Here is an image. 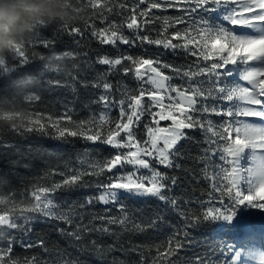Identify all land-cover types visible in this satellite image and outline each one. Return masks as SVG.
<instances>
[{
  "label": "trees",
  "instance_id": "16d2710c",
  "mask_svg": "<svg viewBox=\"0 0 264 264\" xmlns=\"http://www.w3.org/2000/svg\"><path fill=\"white\" fill-rule=\"evenodd\" d=\"M106 2L113 11L105 10L101 16L98 10L91 7L89 0H34L43 11L27 9L25 15L31 19L22 21L21 14L16 13L13 19L18 22L5 29L7 40H0V58L5 60L10 69L4 73L0 68V79H8L17 73H23L26 78L22 88L0 92V113L12 110L33 115L42 113L45 116L51 115L54 120L70 116V121L61 120L58 127H67L81 133L76 137L61 139L51 127L47 134L28 133L16 131L10 122L0 120V198H6V203L0 205V209L10 214L15 206V215L20 216L19 209L31 201V192L35 188L61 183L63 180L59 182L58 176L62 177V173L66 174V178L76 173L78 168L75 159L78 155L85 153L96 156L99 153V161L102 156L111 158L113 151L110 148L103 143L95 148L88 146L84 137L93 135L87 131L92 126L93 117L101 109L99 97L106 94L103 83L112 84L114 92L124 89L129 91L131 72L126 75L124 69L132 65L125 60L121 65L110 68L98 63L100 57L153 58L182 69L199 62L187 52L179 49L173 52L139 39L140 36H148L151 40L172 38L173 32L182 31L185 25L175 24V19L182 15L177 8L152 9L148 17L141 18L139 12L148 10L153 0H144L143 3L141 0ZM159 2L164 3V0ZM133 8L141 24L138 31L126 27ZM165 18L168 19L167 25ZM145 19L150 20L146 25ZM113 23L120 26L124 36L135 42L132 45L119 42L115 45L102 44L92 35L93 30L107 28ZM65 25L79 27L83 35L69 36L64 31ZM52 39H55V44L44 47L43 41ZM17 45H23L29 58L28 65L23 69L17 67L18 58L12 52ZM65 52L75 53V58L52 59L53 55L60 56ZM42 56L44 60L40 59ZM161 70L166 74L173 71L163 67ZM95 76L101 77V85ZM54 80L60 81L59 86L49 83ZM97 84L100 86H92ZM145 100L147 102V98ZM150 119L151 115L146 113L134 128L140 141L145 140L146 126L150 125ZM206 119L211 120L217 128L222 120L216 115L207 116ZM186 132L190 138L180 141L177 145L180 156L174 158V163L180 167L158 168L168 177L165 183L169 188L165 194L180 202L177 209L158 213L162 202L155 197L121 198L115 204H101L96 199L97 190L82 180L78 186L63 188L54 195L56 211L69 215L73 221L71 226L35 213H24L30 219L21 220V227L16 230H5V236L0 238V247L6 246L8 240L12 239L15 241L13 260L23 262L25 258L35 257L38 264H64L65 261H79V264H195L198 258L203 264H221V258L217 256L219 247L212 236L220 216L218 219L204 221L203 214L206 209L213 208L214 202L220 204L231 199L212 188L210 177L214 172L219 173L222 162L218 157H210L206 162L201 159L204 149L209 147L207 137L210 134L200 129ZM171 178H176L175 185L171 184ZM89 200L92 202L88 203ZM255 208L264 214V210H259L258 206ZM157 215L161 218L157 219ZM185 215L200 216L201 220L189 227ZM101 216L117 220L127 217V221L123 225L107 224L106 220L97 219ZM151 220H156V223L149 226ZM102 226L108 227L115 235L100 231L85 232L87 244L77 242L60 231L61 228L99 229ZM40 240L45 242L47 251L40 247H24V241L38 243ZM91 241H96L99 247L105 249L109 245L116 247L101 257L91 246ZM178 242L183 243L184 247L176 255L170 259L160 256L169 243L175 246ZM133 248L138 251H131Z\"/></svg>",
  "mask_w": 264,
  "mask_h": 264
},
{
  "label": "snow or ice",
  "instance_id": "6c2138e0",
  "mask_svg": "<svg viewBox=\"0 0 264 264\" xmlns=\"http://www.w3.org/2000/svg\"><path fill=\"white\" fill-rule=\"evenodd\" d=\"M143 2L144 0H141V3ZM89 4L93 9L98 10L101 16L105 10L113 11L106 0H89ZM184 5H188V7ZM121 7L124 6L121 5ZM165 7L177 8L182 13L175 19V24H184V29L173 32L172 38L151 40L148 36H140L141 42L162 46L173 52L179 49L195 57L197 61L202 60L205 63L203 65L195 63V70H193V65H189L186 69L175 68L153 58L121 56L113 59L107 56L100 57L98 63L108 65L110 68L121 65L125 60L130 61L132 67L125 68V74L127 75L134 69L137 80L152 86L150 90L141 88L138 93H130L125 99L118 101L109 100L107 95L99 97V101L106 107L109 105L119 106L121 119L115 124V130H110L106 138L102 137L100 132H96L94 135H86L84 138L92 142H102L117 149H126V151L119 152L103 163L93 164L91 167L95 170L92 172L74 173L61 183L51 187L35 188L31 192V201L19 209V217L15 215V206L11 210V214L7 210L0 209V238L5 236V230H16L21 227V220L30 219L24 213H35L37 216L42 215L48 219L60 220L71 226L73 223L71 217L56 211L54 195L63 188L78 186L84 176H99L105 171L112 172L113 169L124 164L134 165L138 169H150L151 176L150 178L138 177L133 179L130 175L126 179H109L108 183L100 185L103 191L96 197L98 201L104 204H114L118 203L121 198L156 197L162 202L158 208V213L177 209L180 202L165 194L169 188V185L165 183L168 177L154 169L149 158L154 159L165 168H179L180 165L174 163V158L180 156V149L177 147L180 141L190 138L186 130L200 129L210 134L207 137L209 147L204 149L201 159L206 162L210 157L218 156L222 162L219 173L214 172L210 177L214 191L221 193V195H228L241 211L245 207L252 209L251 205H264L253 203L256 199L253 191L259 195L261 201H264V158L256 167L241 165V161L245 160L246 150H250V159L255 161L257 149H264V0H164V3L153 0L148 6V10L139 12V17H148L152 9ZM220 11L223 12V21L235 27L229 28L225 27L223 23H215V20L219 18L217 14ZM201 12L205 15L209 13L213 15L210 18L201 16L199 20H196L193 14ZM186 18L192 21L190 25L187 24ZM149 22L150 20H144L145 25ZM165 24H168L167 18H165ZM126 27L129 30L137 31L141 28L135 8L132 9V15L126 22ZM236 27L254 31L242 34L236 31ZM64 31L71 37L83 35L79 27L65 25ZM92 35L97 37L102 44L115 45L119 42L132 45L135 42L124 36L120 26L114 23L107 28L93 30ZM218 43L219 46H217ZM54 44L55 39L43 41L46 48ZM12 52L18 58V68L23 69L28 65L29 58L23 50V45H17ZM65 57L75 58V53L65 52L60 56L53 55L52 59L60 60ZM40 59L44 60L45 57L42 56ZM253 61L258 62L259 66L252 65L250 62ZM238 63L248 65L241 73L240 79L246 81L251 87H226L222 84V76L225 74L232 75L227 66ZM161 67L171 68L177 75L190 81L189 87H173L167 84L171 78L161 71ZM0 68L4 73L10 71L3 58H0ZM197 76L215 77L212 82L214 86L210 89L203 88L202 83L197 82ZM25 83L26 78L23 73H17L8 79H0V92L5 89H20ZM49 83L53 86H59L60 81L54 80ZM92 86L99 87L100 85ZM102 87L107 92L111 91L113 86L105 82ZM213 92L216 93L215 97ZM171 93H176L182 99L173 103L175 97ZM145 98H147V102ZM29 99H34V97H29ZM165 100L168 101L167 104L164 103ZM213 100L224 101L231 106L218 109L214 103H208ZM153 109H159V111H153ZM146 113L152 116L157 126L163 120L171 121V126L167 128L146 126L149 139L140 141L135 135L134 126ZM211 115L220 116L222 119L226 117L227 119L217 128L211 120L206 119L207 116ZM0 120L10 122L11 127L16 131L47 134L48 128L51 127L56 130L61 139L67 136L81 135V133L72 131L67 127H58L61 120L70 121V116L58 117L54 120L51 115L45 116L42 113L33 115L12 110L0 113ZM213 145L215 147H212ZM206 167L207 164L205 175H207ZM176 183V178H171V184L175 185ZM242 183L248 185L247 195L242 191ZM61 194L63 193L61 192ZM91 202V200L88 201V203ZM5 203L6 198H0V205ZM221 213L223 212L218 208H208L203 214V220L218 219ZM160 218L157 215V219ZM97 219L106 220L107 224L119 223L121 225L127 221V217L117 220L101 216ZM185 219L188 221V226L192 227L201 220V217L185 215ZM155 223L156 220H151L149 226ZM136 227L139 228V225ZM25 230H27L26 225ZM60 231L65 232L75 241H83L85 244L88 243L84 237L85 232L100 231L115 235L106 226L99 229L78 227L75 230H66L61 228ZM8 235L11 236V233L9 232ZM14 244L15 241L9 239L6 246L0 247V264H38L35 257L25 258L23 262L13 260ZM91 246L100 253L101 257L106 251H111L116 247V245H109L105 249L99 247L96 241H91ZM24 247H40L47 251L43 240L38 241V243L24 241ZM183 247V243L178 242L175 246L169 243L166 251L160 253V256L170 259ZM131 251H138V249L133 248ZM64 264H79V261H65ZM195 264H203V262L198 258Z\"/></svg>",
  "mask_w": 264,
  "mask_h": 264
},
{
  "label": "rangeland",
  "instance_id": "374dc122",
  "mask_svg": "<svg viewBox=\"0 0 264 264\" xmlns=\"http://www.w3.org/2000/svg\"><path fill=\"white\" fill-rule=\"evenodd\" d=\"M185 7H188V5H184ZM213 14L209 13L205 15L203 12L199 14H193L194 18L196 20H199L201 16H204L205 18H210ZM218 19L215 20L216 24H221L225 27H235L227 22L223 21V12L220 11L218 14ZM207 16V17H206ZM188 22H191V20H188ZM211 22V21H210ZM189 23V25L191 24ZM236 31L238 33L247 34L252 33L254 30L242 28V27H236ZM219 46V43L217 44ZM199 64L203 65L205 62L200 60L198 62ZM254 66H259V63L256 61L250 62ZM108 66V65H106ZM228 69L232 72V75H224L221 77V82L226 87H233V86H247L251 87L246 81H243L240 79L241 73L248 67V65L244 64H237V65H228ZM193 70H195V67L193 65ZM162 71V70H161ZM163 72V71H162ZM164 73V72H163ZM165 75L169 76L171 79L167 82V84L173 86V87H182L187 88L189 87L190 81L186 80L180 75H177L174 71H170L169 73H164ZM95 80L100 83V85L103 83L101 81L100 76H95ZM197 82L202 83V87L205 89L212 88L213 80H215V77H209V76H197L196 77ZM130 83H131V89L128 91V89L124 90H118V91H105L109 100H120L125 99L128 94L130 93H138L141 88H144L146 90L151 89L150 84H146L140 80H137L134 75V69L130 74ZM165 95H168V93H165ZM175 99L173 100V103L176 102V100H181L182 98L179 97L176 93H171ZM216 93L213 92V96L215 97ZM165 104L168 103L167 100L164 101ZM209 104H215V106L219 108H227L231 105L224 101H209ZM101 109L98 114H96L93 117L92 126L90 127V130L87 132H91V134H95L96 132H100L102 137H105L108 135L110 130H115V124L119 122L121 119L120 117V108L119 106H105L103 103H101ZM154 111H159V109H154ZM101 117H104V119H101ZM221 118L220 116H218ZM158 119V117H157ZM222 119V118H221ZM227 118H223L219 125L224 122ZM257 123H259L257 121ZM137 126V125H136ZM134 126V128L136 127ZM151 127H160V128H167L171 126V121H160L159 125L157 126L151 116L150 119V125ZM123 135V133H121ZM145 140L149 139L147 128L146 133L144 135ZM87 140V139H86ZM144 140V141H145ZM86 143L88 146H91L95 148L94 146H98L102 142H92L87 140ZM106 147L110 148L113 152L111 153V157L118 154L119 152L126 151V149H117L112 146L104 144ZM94 152V151H92ZM98 155L94 156V154L87 155V154H80L76 157V166L77 171L76 173L88 171L92 172L95 169H93L91 166L93 164H100L101 162H105L109 159V157H101V160L99 161V153ZM257 159L255 161H252L250 159V150H246L245 153V160L241 161V165L244 167H256L259 163H261V159L264 158V149H257L256 151ZM218 157V156H217ZM150 159V162L152 164V167L156 170L158 168L163 167L160 165L157 161L154 159ZM228 167V165H225ZM159 171V170H158ZM62 173V172H61ZM246 174V173H245ZM132 176L133 179L136 178H150L151 176V170L150 169H138L134 165L130 164H124L123 166L118 167L117 169H113L112 172L105 171L101 175H87L83 177L84 184H88L89 186H93L95 190L98 192V196L103 191V188L100 187L101 184H106L109 182V179H120V178H127L128 176ZM58 178H60L59 182L66 179V174L62 173V177L59 175ZM51 187V186H46ZM242 191H244L245 195L248 194V185L246 183H242L241 185ZM253 195L256 197V199L253 201L255 204H264V201H261L259 199V195L253 191ZM97 196V197H98ZM138 198H151V197H138ZM156 198V197H155ZM54 199V197H53ZM100 202V201H99ZM101 204H104L100 202ZM113 204V203H110ZM115 204V203H114ZM249 204L251 202L249 201ZM259 210H264L260 208H264V205H257ZM256 205H251L252 209L245 207L243 211L239 209V207H236L233 203V200L230 199L228 202H221L218 204L217 202H214L213 208L220 209L223 213L220 214V222L219 224L213 229L212 236L214 238L215 244L219 247L218 257L221 258V264H264V248L262 249V252L257 253L262 246H264V238L262 240H251L246 241L247 238L250 237V230L252 229L253 233L259 234V229L263 230L262 225H264V214H261L258 211ZM235 219V220H234ZM234 220V223H232ZM261 225V226H260ZM260 226V227H259ZM251 228V229H249ZM261 230V231H262ZM249 232V233H248ZM258 239V237H257ZM239 242V244H237Z\"/></svg>",
  "mask_w": 264,
  "mask_h": 264
},
{
  "label": "clouds",
  "instance_id": "9594fccd",
  "mask_svg": "<svg viewBox=\"0 0 264 264\" xmlns=\"http://www.w3.org/2000/svg\"><path fill=\"white\" fill-rule=\"evenodd\" d=\"M27 9L43 11L34 0H0V40H7L5 29L17 23L13 17L20 13V20L31 19L25 15Z\"/></svg>",
  "mask_w": 264,
  "mask_h": 264
},
{
  "label": "bare ground",
  "instance_id": "6f19581e",
  "mask_svg": "<svg viewBox=\"0 0 264 264\" xmlns=\"http://www.w3.org/2000/svg\"><path fill=\"white\" fill-rule=\"evenodd\" d=\"M262 228H264V225H262ZM261 230H262V229H261V227H260V229H259V231H258L259 234H261V232H262L264 229H263L262 231H261ZM250 233H251V232H250Z\"/></svg>",
  "mask_w": 264,
  "mask_h": 264
}]
</instances>
